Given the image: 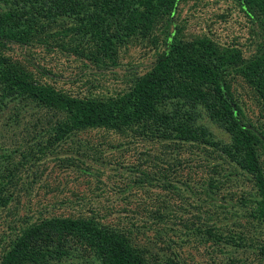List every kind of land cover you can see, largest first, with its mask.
Masks as SVG:
<instances>
[{"label":"trees","instance_id":"1","mask_svg":"<svg viewBox=\"0 0 264 264\" xmlns=\"http://www.w3.org/2000/svg\"><path fill=\"white\" fill-rule=\"evenodd\" d=\"M183 1L0 0V114L12 112L8 118L13 123L31 120L37 131L33 140H39L22 152V161H12L11 155L0 157V210L14 200L20 172L55 153V147L75 132L131 130L149 139L210 148L211 154L234 164L253 184L254 193L249 194L254 199L242 196L241 200L248 207L245 225L264 228V0H230L252 23L256 43L254 54L248 57L239 45H223L207 35L184 34L177 18ZM67 38L79 40V46L67 47ZM134 39L152 44L155 62L147 73L132 80L127 91L107 97L74 96L41 83L25 64L3 53L8 44L44 46L46 50L57 47L100 68H110L118 65L120 49ZM237 83L256 96L262 119L258 125L243 121L245 115L234 93ZM208 123L224 130L230 141L217 140ZM44 125L49 128L39 132ZM36 179L37 173L33 181ZM215 180L212 175L203 181L209 192H219L224 184ZM165 188L174 190L177 186L168 181ZM219 209L214 207L212 215ZM207 223H200L196 232L207 234L220 251L253 248L259 243L264 257V231L260 239L247 238L241 232L226 233L219 225ZM175 241L170 240L164 250H174ZM0 264L186 262L148 254L125 232L114 225H102L93 217L53 216L39 217L23 227L5 247Z\"/></svg>","mask_w":264,"mask_h":264},{"label":"rangeland","instance_id":"2","mask_svg":"<svg viewBox=\"0 0 264 264\" xmlns=\"http://www.w3.org/2000/svg\"><path fill=\"white\" fill-rule=\"evenodd\" d=\"M179 12L178 22L187 36L207 35L223 45H239L247 57L254 54L252 23L234 2L186 0L180 3ZM65 40L67 47L80 43ZM155 51L148 40L134 39L120 49L118 65L110 68H100L57 47L46 50L44 46L8 44L3 53L25 64L41 83L74 96L107 97L127 91L135 77L147 73L155 62ZM234 93L245 115L243 121L258 125L262 119L256 96L238 83ZM11 113L0 114V157L11 155L12 161L19 162L22 152L39 140H33L37 131L31 120L13 123L8 118ZM208 125L217 140L230 141L224 130ZM42 127L38 131L45 133L49 125ZM54 151L37 166L29 165L20 172L14 200L0 210V257L21 229L39 217L84 216L102 225H114L148 254L174 257L186 264H264L259 243L253 248L220 251L207 234L196 232L203 221L219 225L226 233L241 232L247 238L260 239L264 231L263 225L257 229L245 225L249 215L242 196L254 199L249 194L254 190L248 176L211 154L210 148L149 139L131 130L91 129L75 132ZM72 159H76L73 165L69 164ZM212 175L217 183H224L219 192H209L207 182H203ZM168 181L177 188L166 189ZM214 207L220 209L213 216ZM238 220L241 226L236 225ZM173 239L178 240L172 243L174 250H164Z\"/></svg>","mask_w":264,"mask_h":264},{"label":"water","instance_id":"3","mask_svg":"<svg viewBox=\"0 0 264 264\" xmlns=\"http://www.w3.org/2000/svg\"><path fill=\"white\" fill-rule=\"evenodd\" d=\"M251 128V127H250Z\"/></svg>","mask_w":264,"mask_h":264}]
</instances>
